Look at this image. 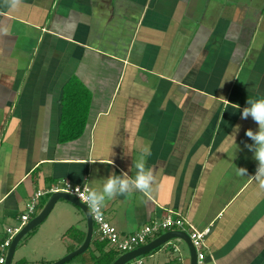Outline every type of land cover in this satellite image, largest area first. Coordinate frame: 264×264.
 Here are the masks:
<instances>
[{
	"label": "crops",
	"instance_id": "0c3cea01",
	"mask_svg": "<svg viewBox=\"0 0 264 264\" xmlns=\"http://www.w3.org/2000/svg\"><path fill=\"white\" fill-rule=\"evenodd\" d=\"M248 99H264V0H21L16 9L0 0V255L36 192L65 180L104 195L109 176L135 177L150 146L152 198L105 195L101 205L119 236L172 210L210 228L208 264H264ZM74 122L82 133L63 141ZM87 231L84 212L61 199L12 264H53ZM96 231L65 264H102L116 251ZM179 245L133 264H187Z\"/></svg>",
	"mask_w": 264,
	"mask_h": 264
},
{
	"label": "built area",
	"instance_id": "2783aa9c",
	"mask_svg": "<svg viewBox=\"0 0 264 264\" xmlns=\"http://www.w3.org/2000/svg\"><path fill=\"white\" fill-rule=\"evenodd\" d=\"M79 187L80 192L85 191V187L73 185L65 180L60 181L58 184L52 187L51 190L47 192L38 191L35 193L34 197L27 204V210L20 216V224L16 228L7 229V238L2 245V255H0V264H5L6 253L10 248V245L15 238V236L22 230V228L34 218L38 213V204L40 198L45 194L53 193H66L71 196L76 197L79 201V195L75 193V189ZM90 191V189L88 188ZM91 192V191H90ZM82 202V201H81ZM83 203V202H82ZM87 206V205H86ZM101 212L103 213L102 220L98 221L93 216L92 219L97 225V236L101 242H106L112 245L117 252L124 254L132 251L140 246H143L149 242L152 237L156 236L161 232H168L172 229H177L180 231L187 232L192 240L193 246L197 253V264H208L207 263V245L206 237L210 233V228L198 229L194 226L186 217H183L180 213L174 212L172 210L168 211L166 216L157 223L144 226L139 232L121 238L117 229L110 224L105 217L103 208L101 206Z\"/></svg>",
	"mask_w": 264,
	"mask_h": 264
},
{
	"label": "clouds",
	"instance_id": "9594fccd",
	"mask_svg": "<svg viewBox=\"0 0 264 264\" xmlns=\"http://www.w3.org/2000/svg\"><path fill=\"white\" fill-rule=\"evenodd\" d=\"M5 3L11 8L16 9L21 0H5ZM249 106L242 110V119H247L249 115L258 124V131L253 132L249 129L246 131V136L255 142L256 148L254 152V159L258 162L255 175L249 176L250 180L258 183L261 189H264V99H248ZM249 150L252 146L249 145ZM151 155L150 146H145L142 149V154L135 162L136 175L134 178L129 177L127 173L122 176H109L103 184L104 195H98L95 191H89L85 187L84 192H80L79 187L75 189V193L79 195V199L87 205L90 214L98 221L102 220L103 213L101 212V205L105 199V195L111 200L117 195L131 196L134 192L142 193L148 199L152 198L153 185L155 184V175L151 168H146V157ZM237 174L240 176H247L246 168H237Z\"/></svg>",
	"mask_w": 264,
	"mask_h": 264
},
{
	"label": "water",
	"instance_id": "95a60500",
	"mask_svg": "<svg viewBox=\"0 0 264 264\" xmlns=\"http://www.w3.org/2000/svg\"><path fill=\"white\" fill-rule=\"evenodd\" d=\"M61 199L73 203L74 205L78 206L84 212L87 218L88 231H87L86 239L84 243L82 244V246H80L77 250L69 253L65 257L61 258L60 260L54 262L53 264L68 263L74 257L83 254L88 249V247L91 244L93 233H94V221L92 219V215L90 214V210L84 203L79 201L76 197L71 196L66 193L58 192V193L51 194L44 208L34 218H32V220L28 222L22 228V230L15 236L8 250L5 264H12L14 253L18 245L21 243V241L46 220V218L49 216V214L53 210L55 204ZM172 241H178L181 243L183 242L188 250V254L190 258L189 264H197V253H196L195 247L193 246L192 240L187 232L180 231V230H171V231L165 232L161 234L160 236H158L157 238L153 239L152 241L148 242L147 244L140 246L127 253L121 254L120 256L116 258V260L112 264H128L134 260H137L157 250L158 248L168 243H171Z\"/></svg>",
	"mask_w": 264,
	"mask_h": 264
},
{
	"label": "trees",
	"instance_id": "16d2710c",
	"mask_svg": "<svg viewBox=\"0 0 264 264\" xmlns=\"http://www.w3.org/2000/svg\"><path fill=\"white\" fill-rule=\"evenodd\" d=\"M66 125H68V126H73L72 127V129H73V131H74V136H72V137H67V138H62V140L64 141V140H69V139H72V138H76V137H78L81 133H82V131H83V124H82V126L80 125V127L78 128V123H76V122H74V123H71V124H66ZM34 231H32L28 236H30L32 233H33ZM28 236H27V238H28ZM100 245H104L103 243H101ZM119 256V254H118V252L117 251H114V250H110V251H108V252H106L105 253V255H104V257H102L101 259H100V262H103L102 264H112L115 260H116V258Z\"/></svg>",
	"mask_w": 264,
	"mask_h": 264
},
{
	"label": "rangeland",
	"instance_id": "374dc122",
	"mask_svg": "<svg viewBox=\"0 0 264 264\" xmlns=\"http://www.w3.org/2000/svg\"><path fill=\"white\" fill-rule=\"evenodd\" d=\"M46 198H48V197H46ZM46 198H45V200H46ZM39 211H40V209H39ZM180 249H181V252L184 254H186V256H188L187 254H188V250H187V247L184 245V243L182 242H180ZM177 255V254H176ZM189 262V260H188V258H187V264H189L188 263ZM134 263V261H132V262H130V263H128V264H133Z\"/></svg>",
	"mask_w": 264,
	"mask_h": 264
}]
</instances>
